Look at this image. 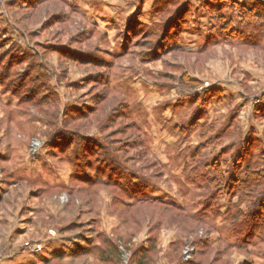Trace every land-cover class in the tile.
Instances as JSON below:
<instances>
[{"label": "rangeland", "instance_id": "obj_1", "mask_svg": "<svg viewBox=\"0 0 264 264\" xmlns=\"http://www.w3.org/2000/svg\"><path fill=\"white\" fill-rule=\"evenodd\" d=\"M0 66V264H264L206 185L264 155V0H0Z\"/></svg>", "mask_w": 264, "mask_h": 264}, {"label": "trees", "instance_id": "obj_2", "mask_svg": "<svg viewBox=\"0 0 264 264\" xmlns=\"http://www.w3.org/2000/svg\"><path fill=\"white\" fill-rule=\"evenodd\" d=\"M1 71L3 72V68L0 66V75L2 74ZM24 77V79L22 78L23 80L19 81L21 82L19 86L13 85L12 87L10 84L11 82H9L8 79L9 77L3 76L2 74L0 78V86H2V89L5 93L10 92V95L17 96L20 104L23 103V100H26V103H33L34 97H37L38 93L37 87L34 86L35 84L33 85V83L36 81H30L28 82L29 85H27L25 84L27 76ZM4 82H7V85L5 84L6 86L3 85ZM5 87H8L10 90H6ZM44 100V98L39 100L41 105L45 103ZM48 102L51 103V100ZM93 112L94 109L72 110L68 119L71 122L83 120L87 121L92 116ZM66 118L67 116H65V119ZM67 135L65 137L66 140H64L63 143L56 144V148L62 149L65 145V149L69 150L73 144V142L69 139L75 138L82 142L81 148L83 149V152H85V158H87V154H90V152H87L89 151L88 148L93 145L91 139L81 138L77 136V134ZM92 149H96V145H93ZM219 184H222L223 186L225 185V187L232 185L231 187H228V195H231V198H237L236 203L231 204L224 215L225 219L229 221L233 232L237 235H243L244 241L247 243H251L258 235L264 236V155L249 161L247 166L244 168L242 178L233 177L229 180H226L225 175L221 173L220 169L215 167V177L207 179L206 185L208 188L213 186L218 188ZM214 197L215 196L213 194L210 198L211 201L215 199ZM154 202H157V200H154ZM169 206H172L176 209L179 208L174 204H169ZM243 206H246L247 213H244L242 210H240V208ZM145 255L146 254L142 255L139 264L142 263V260L143 264L145 263Z\"/></svg>", "mask_w": 264, "mask_h": 264}, {"label": "built area", "instance_id": "obj_3", "mask_svg": "<svg viewBox=\"0 0 264 264\" xmlns=\"http://www.w3.org/2000/svg\"><path fill=\"white\" fill-rule=\"evenodd\" d=\"M31 251L34 253H39L40 249L39 248H31Z\"/></svg>", "mask_w": 264, "mask_h": 264}, {"label": "crops", "instance_id": "obj_4", "mask_svg": "<svg viewBox=\"0 0 264 264\" xmlns=\"http://www.w3.org/2000/svg\"><path fill=\"white\" fill-rule=\"evenodd\" d=\"M243 171H244V170H243ZM243 171L241 172V174H240L239 176H241V177L243 176Z\"/></svg>", "mask_w": 264, "mask_h": 264}]
</instances>
